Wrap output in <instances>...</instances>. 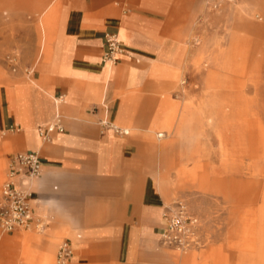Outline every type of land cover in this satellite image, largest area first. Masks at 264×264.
Wrapping results in <instances>:
<instances>
[{"label":"crops","instance_id":"1","mask_svg":"<svg viewBox=\"0 0 264 264\" xmlns=\"http://www.w3.org/2000/svg\"><path fill=\"white\" fill-rule=\"evenodd\" d=\"M142 2L140 8L125 10L113 0L34 1L38 71L19 79L16 105L4 85L18 80L0 69V149L40 153L43 172L29 189L34 214L46 225L40 233L0 236L5 256L8 248L21 246L29 264H60L58 244L69 241L73 254L68 264H77L95 249L89 246L92 239L109 242L119 236V256L127 258L131 249L138 255L142 243L154 242L162 232L165 199L155 179L156 150L175 142L157 143L154 133L160 138L161 130L186 116L180 103L162 91L170 90L180 74L165 65L164 52L157 54L151 39H177L174 34L180 37L184 28L160 25L153 12L143 9L151 0ZM108 33H115L122 47L112 64L105 59ZM57 118L64 131L43 138L39 129ZM177 135L186 138L188 132ZM5 165L0 162V181ZM133 235L135 244L129 248ZM159 255L185 264L193 253Z\"/></svg>","mask_w":264,"mask_h":264},{"label":"rangeland","instance_id":"2","mask_svg":"<svg viewBox=\"0 0 264 264\" xmlns=\"http://www.w3.org/2000/svg\"><path fill=\"white\" fill-rule=\"evenodd\" d=\"M34 1L0 0V69L18 80L4 85L16 105L19 79L38 71ZM113 2L125 10L143 5L142 0ZM143 9L160 25L184 28L180 37L174 34L177 39H151L157 54L164 52L165 65L180 74L162 91L186 116L161 130L164 137L154 133L157 143L175 142L156 150L155 179L165 199L161 230L164 212L183 203L198 219L199 243L184 249L164 245L161 232L126 258L119 256V236L109 242L92 239L89 246L95 249L77 264H173L160 258L164 251L193 253L185 264H264V0H151ZM23 101L31 112L30 100ZM179 130L188 136H178ZM19 150L0 149V162H6L0 187L7 180L9 155ZM42 220L35 217L29 229L0 231V236L40 233ZM134 240L133 235L129 248ZM0 261L29 264L21 246L8 248L6 256L0 252Z\"/></svg>","mask_w":264,"mask_h":264},{"label":"built area","instance_id":"3","mask_svg":"<svg viewBox=\"0 0 264 264\" xmlns=\"http://www.w3.org/2000/svg\"><path fill=\"white\" fill-rule=\"evenodd\" d=\"M107 51L105 59L115 61L122 51L118 36L115 33L106 35ZM117 132L128 134L118 127ZM54 131H64L60 118L39 129L40 135L48 139ZM159 137H164L160 133ZM43 172V162L38 151H21L14 154L8 166L7 180L0 187V231L12 233L18 229H29L35 222L32 206L33 192L29 189L32 180L39 178ZM165 228L161 233L164 245L188 248L199 243L198 219L190 214L183 203L176 209L163 214ZM69 241H64L58 248L57 258L60 263L68 262L72 257Z\"/></svg>","mask_w":264,"mask_h":264},{"label":"bare ground","instance_id":"4","mask_svg":"<svg viewBox=\"0 0 264 264\" xmlns=\"http://www.w3.org/2000/svg\"><path fill=\"white\" fill-rule=\"evenodd\" d=\"M118 38H119V37H118ZM107 62H108V64H112L113 61L108 60ZM170 110H171V109H170ZM170 110H169V111H170ZM168 113H169V112H167V114H168ZM172 113H174V112H172ZM172 113H171V114H172ZM169 114H170V113H169ZM170 117H171V116H170ZM172 117H173V116H172ZM173 119H174V118H173ZM121 129H123V128H121ZM123 130H125V129H123ZM125 131H128V130H125ZM128 133H129V132H128ZM159 134H160V133H159ZM159 134H158V136H159ZM162 134H164V133H162ZM34 215H35V214H34ZM35 217H38V216L35 215ZM38 218H39V217H38ZM40 219H41V218H40ZM42 221H43V220H42ZM45 225H46V224H45V222L43 221V222H42V227L40 228V230H41L40 232H42V231L44 230ZM20 236H21V235H20ZM63 242H64V241H63ZM68 262H69V261H68ZM68 262L63 263V264H68ZM59 263H60V262H59Z\"/></svg>","mask_w":264,"mask_h":264}]
</instances>
